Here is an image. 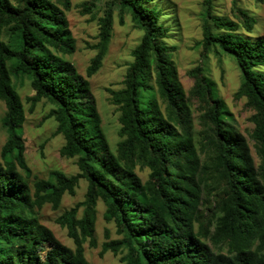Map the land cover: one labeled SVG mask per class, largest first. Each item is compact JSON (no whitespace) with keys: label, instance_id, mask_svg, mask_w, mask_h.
<instances>
[{"label":"trees","instance_id":"1","mask_svg":"<svg viewBox=\"0 0 264 264\" xmlns=\"http://www.w3.org/2000/svg\"><path fill=\"white\" fill-rule=\"evenodd\" d=\"M154 1L81 4V13L99 25V43L93 46L98 52L83 76L67 59L77 50L66 15L71 0H0V104L5 107L0 123L7 132L0 154V264H92L85 244L97 247L99 201L106 207L104 219L115 223L120 236L110 240L106 232L101 257L121 254L123 264H264V38L254 35L259 20L239 0L232 1L234 18L214 13L207 0L199 43L203 55L223 53L240 70L235 98L246 99L254 112L250 138L256 165L209 72L191 70L194 84L185 91L174 60L177 48L167 42L171 28L162 23L165 13L151 5ZM115 16L120 25L130 17L143 35L123 88L108 89L120 112V140L113 150L89 78L102 67ZM25 80L34 91L28 98L31 113L43 100L53 106L47 116L57 124L53 136L64 138L60 155L76 159V174L55 170L30 184L26 109L17 89ZM195 104L201 140L194 134ZM137 167L149 169L146 181ZM81 180L87 182L85 199L58 218L72 249L40 222L38 211L45 204L59 209L66 194L76 195ZM215 188L206 214L204 192Z\"/></svg>","mask_w":264,"mask_h":264},{"label":"rangeland","instance_id":"2","mask_svg":"<svg viewBox=\"0 0 264 264\" xmlns=\"http://www.w3.org/2000/svg\"><path fill=\"white\" fill-rule=\"evenodd\" d=\"M91 0H71V9L66 11L70 29L76 40V52L67 56L78 69L79 73L86 76V70L95 57L98 50L93 46L99 43L98 19L91 20V15L81 13V4ZM214 13L234 18L233 0H210ZM240 6L249 9L259 20L255 28L257 36L264 38V0H239ZM207 0H155L151 5H157L165 13L162 23L171 28L167 42L176 46L175 64L178 69L179 79L186 92H189L194 84L190 71L201 67L209 72L219 89V93L225 101L229 111L233 115L232 123L237 130L243 134L251 145V152L256 165L259 159L253 147L254 143L250 134L254 128L251 121L254 113L246 105V99H236L235 93L241 84V73L235 61L223 53H208L203 55L204 48L201 44L203 39V21ZM102 10L98 16H102ZM143 32L134 27L130 17L126 18L124 25H120L118 17L115 16L113 37L108 47L107 54L103 60L100 70L89 78L92 93L96 98L97 106L102 117L103 129L113 150H116L120 140L118 131L120 128L118 107L110 101L111 94L108 89L119 90L123 88L129 64L133 61L132 51L140 43ZM257 70H261L257 68ZM17 89L23 100L26 109V122L24 124V139L26 145V160L32 170V178L29 180L33 185L39 179H47L52 171L58 170L67 176L78 172L76 159L64 158L60 155V149L65 141L61 135L53 136L57 124L48 114L53 106L46 100L41 101L35 107L33 113L29 111L30 103L28 98L34 94L30 82L25 80L23 84H17ZM193 114L194 134L198 140L203 137L202 124L200 120L199 104H195ZM5 113L4 104H0V117ZM7 139V132L0 123V154ZM202 161L205 154L201 155ZM138 174L144 181L148 179L149 169L137 167ZM217 188V187H216ZM206 190L203 195L202 211L207 214L206 202H213L217 189ZM87 182L81 180L76 195L66 194L63 197L59 209H53L51 204H45L38 211L40 222L51 229L55 236L66 246L74 249L73 240L68 237L67 229L58 224V218L74 207L78 202L85 199ZM105 205L99 201L97 206V223L95 238L97 247L91 248L89 243L85 244V256L92 264H123L122 255H114L111 252L100 256L102 244L107 241L106 232L109 231V239L120 238L116 232L114 222H107L104 219ZM82 209L79 211L81 216ZM220 250L219 246H213ZM226 252V249L223 248Z\"/></svg>","mask_w":264,"mask_h":264}]
</instances>
